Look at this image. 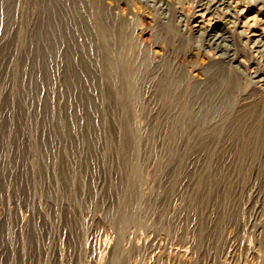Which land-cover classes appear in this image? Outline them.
<instances>
[{
  "label": "rangeland",
  "instance_id": "1",
  "mask_svg": "<svg viewBox=\"0 0 264 264\" xmlns=\"http://www.w3.org/2000/svg\"><path fill=\"white\" fill-rule=\"evenodd\" d=\"M234 1L95 0L131 22L148 52L136 82L141 105L133 114L142 137L144 175L135 194L141 215L128 224L117 217L126 181L120 123L102 100L88 52L90 0L0 4V264H110L117 247L126 253L121 264H264V144L252 169L241 172L237 139L224 132L213 164L225 179L207 194L197 187L205 174L204 147L191 142L217 105L195 102L177 145L180 155L169 159L165 130L172 110L151 78L163 61L203 86L218 87V77L232 74L237 85L229 121L246 136L261 118L263 131L264 93L252 76L263 66L264 40L258 48L243 44L239 18L226 14L234 12ZM247 1L264 18V0ZM208 6L228 36L218 49L192 30L194 13ZM213 57L243 64L234 72L211 70ZM258 138L264 142V133Z\"/></svg>",
  "mask_w": 264,
  "mask_h": 264
},
{
  "label": "bare ground",
  "instance_id": "2",
  "mask_svg": "<svg viewBox=\"0 0 264 264\" xmlns=\"http://www.w3.org/2000/svg\"><path fill=\"white\" fill-rule=\"evenodd\" d=\"M7 1L0 0V4H5ZM158 1L161 3L166 2V0ZM207 1L211 4L210 6L214 4L220 5V2H222V0ZM90 3L91 25L89 34H93V42L91 41L88 52L94 53L99 72V87L102 100L112 105L113 111L116 113L118 122L120 123V150L122 153V168L126 175V181L125 189L119 201L117 217L123 224L136 223L140 221L141 214L137 206L139 199L135 198V194H137V185L143 180L144 165L139 159L142 137L134 128L133 114L136 107H140L141 105L138 94L139 87L136 85V82L139 77H142L141 74L144 69L146 70L148 67V52L132 35L130 31L131 22L126 21V19L119 20L117 18L118 16L109 15L95 0H90ZM249 3L251 4L252 1L236 0L234 1V12L230 13L226 11V14L239 18L240 25L238 30L239 34L243 36V44L245 45L252 41L258 48V43L264 40V28L260 27L262 26L261 23L264 22V18L260 10L253 11ZM210 6L201 8L194 13L191 18L193 23L192 30L193 33L204 35L208 38L210 44L216 45L218 49L223 42L228 40V36L226 35V31L220 27L219 23L211 18L210 13L212 11ZM125 18H128V16ZM254 27L256 29L252 31ZM212 59L215 60L212 64L216 66H212L210 68L211 70L212 68H228V70L234 72L237 68L239 70L243 64V60L237 59L236 57H233L229 62L219 60L216 57ZM262 60V68L254 72L252 76L260 83L258 86V92L260 93H264V55H262ZM225 62L229 64L227 67L222 64ZM170 63L166 61L161 62L158 65L156 74L153 71L152 76L150 75L152 79L155 78L157 90L165 104L171 107L170 109L172 110L165 130L166 143L169 145L166 150V155L169 159L177 158L180 155L177 145L185 136V129H187L186 126L189 120L188 115L195 102L202 101L201 105H205L204 103L208 100L211 104L217 105L215 109H212L213 115L208 121H203L199 124L198 137L195 141L193 140L191 142L192 144L199 145L201 148L204 147L203 151L207 158L204 165L205 174L198 179L197 187L206 188L207 194H209L213 188L215 189L225 179L224 170H221L222 168L220 169L213 164L214 159L220 158H216V156H218V146L222 143L224 132H228L237 139L235 141L237 142L235 144V151L240 161L239 170L241 172L245 170L246 172L252 169L253 162L258 158L259 151L264 144L258 138L259 134L262 133L263 135L264 133L260 125L262 121L261 118H258L254 129L248 135L246 134V136L242 135L241 128L237 125L238 123L231 124L229 121V118L232 116V103L234 102L231 92L232 88H235L237 85V77L232 76V74H226L218 77V87H214V82L213 84L209 83L203 86L199 83H191L185 74L174 69ZM231 85L232 87L230 89L229 86ZM227 99L228 101L232 100L229 103V108L225 110ZM218 110L220 112H217ZM240 119V115L235 117L236 122H239ZM103 122L106 126L104 114ZM190 141L188 140V142ZM206 141H209L211 146ZM246 159L249 161L248 165H246ZM74 177L71 179L72 188L74 185ZM72 188L70 190L71 192H73ZM125 256L126 253L124 250L117 247L110 264H121Z\"/></svg>",
  "mask_w": 264,
  "mask_h": 264
}]
</instances>
